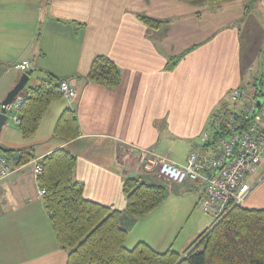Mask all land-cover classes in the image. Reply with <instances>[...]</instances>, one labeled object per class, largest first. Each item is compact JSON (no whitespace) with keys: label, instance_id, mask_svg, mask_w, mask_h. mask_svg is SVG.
<instances>
[{"label":"crops","instance_id":"0c3cea01","mask_svg":"<svg viewBox=\"0 0 264 264\" xmlns=\"http://www.w3.org/2000/svg\"><path fill=\"white\" fill-rule=\"evenodd\" d=\"M247 6V0H0V102L28 70L34 71L22 94L40 85L41 70L68 80L76 92L72 101L62 97L49 106L30 139L11 115L3 126L0 143L32 147L36 159L22 165L10 160L17 167L0 181V264L67 263L34 174L36 162L57 148L77 157L75 178L87 198L122 211L126 245L144 240L157 250L171 247L163 208L130 216L123 182L128 176L160 179L149 161L140 160L142 152L185 165L212 115L229 105L232 90L253 85L259 72L249 65L255 21L247 24L253 16ZM140 14L164 23L152 28ZM98 54L120 67L116 88L87 80ZM23 61L30 63L27 70L16 67ZM67 106L76 109L80 124L72 140L53 135ZM256 172L242 205L264 208V171ZM184 183L199 196L198 182Z\"/></svg>","mask_w":264,"mask_h":264},{"label":"trees","instance_id":"16d2710c","mask_svg":"<svg viewBox=\"0 0 264 264\" xmlns=\"http://www.w3.org/2000/svg\"><path fill=\"white\" fill-rule=\"evenodd\" d=\"M186 1L202 5L229 0ZM249 8L246 7V13ZM139 17L152 28L164 23L142 14ZM33 71L27 73L31 75ZM41 73L40 85L23 94L18 128L25 139L37 134L49 106L63 97L60 85L65 79L48 70H41ZM258 74L253 83L263 82ZM121 77L120 67L105 54L93 58L87 74L88 81L111 89L119 85ZM236 108L237 102L231 98L229 105L220 107L212 115L204 132L214 138L225 136L228 132L226 119L237 113ZM80 134L76 109L65 107L54 125L53 135L72 140ZM202 146L203 143L196 148ZM3 152L17 165L36 159L32 147H4ZM16 152L19 153L17 157L14 156ZM39 161L43 172L38 181L46 189L43 201L57 241L68 253L66 264H264V208L235 205L181 252L172 247L157 250L144 240L128 246V229L121 223L122 211L84 195L83 183L75 178L77 157L73 153L57 148ZM167 190L160 179L150 182L142 177H126L123 182L126 213L136 218L148 214L166 199Z\"/></svg>","mask_w":264,"mask_h":264},{"label":"built area","instance_id":"2783aa9c","mask_svg":"<svg viewBox=\"0 0 264 264\" xmlns=\"http://www.w3.org/2000/svg\"><path fill=\"white\" fill-rule=\"evenodd\" d=\"M16 67L27 70L30 63L23 61ZM259 69L258 75L263 82L237 86L232 90L231 98L237 102V113L227 117L228 132L225 136L214 138L204 132L202 148L193 150L185 165L162 156L148 157L147 152H142L140 157L141 161H149L156 168L163 181L182 184L190 179L198 182L201 185L198 202L205 213L215 217V221L244 202L253 187L248 177L255 172L264 155V65ZM253 70L257 71V66H253ZM60 91L69 101L76 96L68 80L61 82ZM23 101L24 96L20 93L7 105L16 122L20 120ZM16 167L0 149V181ZM42 172L43 167L37 161L34 174L38 178ZM38 193L43 196L46 189L39 185Z\"/></svg>","mask_w":264,"mask_h":264},{"label":"rangeland","instance_id":"374dc122","mask_svg":"<svg viewBox=\"0 0 264 264\" xmlns=\"http://www.w3.org/2000/svg\"><path fill=\"white\" fill-rule=\"evenodd\" d=\"M247 2L250 7H253V16L251 17V15H249L247 17V24H250L253 20L255 21V28L252 31L255 49H253L251 64L249 65H252V70L253 66H258V71H260L259 68L264 65V0H247ZM241 25H243V23H241ZM260 31L262 32L260 33ZM250 48L246 50L243 47L246 52H248ZM12 124L16 126L14 121H12ZM198 142H200V139ZM202 143L201 137L199 145ZM256 169L257 172L255 175L264 171V155L260 163L256 166ZM250 177H248V181L252 182ZM163 182L167 185L168 190L166 199L159 206L163 208V212H165L164 217L167 218L166 220L171 226L168 232L172 239L170 242V244H172L171 247L181 252L195 241L203 231L213 225L215 217L202 210L198 202L199 196H196V191L188 188L186 183L177 184L167 181ZM149 225L147 227H149ZM200 248H202V246H200Z\"/></svg>","mask_w":264,"mask_h":264},{"label":"water","instance_id":"95a60500","mask_svg":"<svg viewBox=\"0 0 264 264\" xmlns=\"http://www.w3.org/2000/svg\"><path fill=\"white\" fill-rule=\"evenodd\" d=\"M29 78L30 75L27 73V71H24L16 85L8 92L4 100L0 102V133L2 132L3 126L8 122L10 117V111L7 110V105L11 103L17 97V95L21 93V91L25 88ZM0 149H4V146L1 143ZM14 156H19V153H14ZM184 257L185 256H183L182 258Z\"/></svg>","mask_w":264,"mask_h":264}]
</instances>
